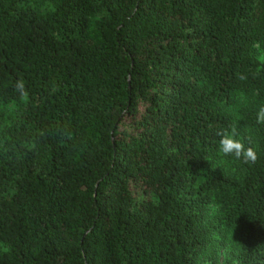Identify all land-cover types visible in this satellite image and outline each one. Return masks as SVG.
Returning a JSON list of instances; mask_svg holds the SVG:
<instances>
[{"label":"trees","instance_id":"1","mask_svg":"<svg viewBox=\"0 0 264 264\" xmlns=\"http://www.w3.org/2000/svg\"><path fill=\"white\" fill-rule=\"evenodd\" d=\"M259 105L264 0H0V264H264Z\"/></svg>","mask_w":264,"mask_h":264},{"label":"clouds","instance_id":"2","mask_svg":"<svg viewBox=\"0 0 264 264\" xmlns=\"http://www.w3.org/2000/svg\"><path fill=\"white\" fill-rule=\"evenodd\" d=\"M15 90L19 96L27 102L28 91L23 80L15 83ZM255 121L259 125H264V105H259L255 111ZM220 136L218 142L219 152L224 156H231L236 159H243L245 162L253 163L256 160V152L250 147H246L244 142L237 138L234 131L221 130L217 133Z\"/></svg>","mask_w":264,"mask_h":264}]
</instances>
